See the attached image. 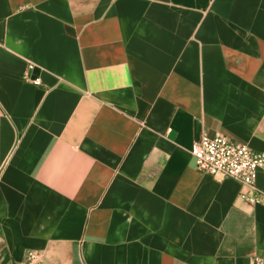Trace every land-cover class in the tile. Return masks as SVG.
<instances>
[{
	"label": "crops",
	"instance_id": "crops-1",
	"mask_svg": "<svg viewBox=\"0 0 264 264\" xmlns=\"http://www.w3.org/2000/svg\"><path fill=\"white\" fill-rule=\"evenodd\" d=\"M0 43V264L264 258V203L190 153H264V0H0Z\"/></svg>",
	"mask_w": 264,
	"mask_h": 264
},
{
	"label": "built area",
	"instance_id": "built-area-1",
	"mask_svg": "<svg viewBox=\"0 0 264 264\" xmlns=\"http://www.w3.org/2000/svg\"><path fill=\"white\" fill-rule=\"evenodd\" d=\"M3 45L0 43V49ZM29 65L24 80L40 86L39 79L31 80ZM195 159L196 170L202 174L222 179H232L242 185L239 199L257 205L264 203V193L257 186V176L264 169V153H257L247 145L236 142L222 133L214 137L202 136L190 150ZM43 253L30 252L23 264H42ZM252 264H264V258L256 257Z\"/></svg>",
	"mask_w": 264,
	"mask_h": 264
}]
</instances>
